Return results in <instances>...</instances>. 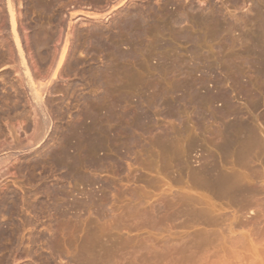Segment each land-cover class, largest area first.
Returning a JSON list of instances; mask_svg holds the SVG:
<instances>
[{
    "label": "rangeland",
    "instance_id": "1",
    "mask_svg": "<svg viewBox=\"0 0 264 264\" xmlns=\"http://www.w3.org/2000/svg\"><path fill=\"white\" fill-rule=\"evenodd\" d=\"M19 1L37 81L70 47L43 116L0 0V264H189L213 229L195 264H264V0Z\"/></svg>",
    "mask_w": 264,
    "mask_h": 264
},
{
    "label": "bare ground",
    "instance_id": "2",
    "mask_svg": "<svg viewBox=\"0 0 264 264\" xmlns=\"http://www.w3.org/2000/svg\"><path fill=\"white\" fill-rule=\"evenodd\" d=\"M4 3L3 5L6 6L7 8V13L9 15V22L11 25V30L14 36V42H15V49L17 50V54L15 52V54L17 55V58H19V63L20 65H22L23 70L18 72L19 77H21V80L24 83V86L27 87L29 90H27L30 93V97H31V101L34 103L33 105L36 108V111L42 112L43 116H48L49 115V109L47 106V100L45 99V93H50L52 92L55 88H56V83L58 81V79L60 78V76L63 75V72L65 70V61L66 58L68 56V52H69V43H70V39L69 36L66 39L65 42V46H63V50L61 52L60 55L58 54H54L53 55V59L51 61V64L48 68V70L45 73H42V75L40 77H42V82L41 81H37L36 77L34 76V74L32 73V69L31 66L29 65V60L27 58L26 55V51L24 49V46L22 44V40H21V35H20V30H19V12L17 11L16 8V4L15 2H20L19 0H2ZM35 2V5H40V0H33ZM259 31L261 33H263L264 31V21L261 22L260 27H259ZM70 35V34H68ZM51 36H46V37H42V43H39L37 40L35 41V45L38 48L42 47V53L46 54L48 52L47 47L50 44V38ZM11 50V48H10ZM15 56V55H12ZM16 58V57H15ZM17 66H15V71H17ZM20 68V70L22 69ZM17 74V75H18ZM93 76L96 77V82L99 83V85L101 86V80H100V75L98 73H92ZM38 78V77H37ZM39 79V78H38ZM48 79V80H47ZM197 92H199V90H196ZM196 91H193V96L195 98V93ZM207 93V91H206ZM3 104H4V100L0 99V110L3 108ZM10 108H12L10 106ZM91 122H93V120H91ZM143 125V124H141ZM46 127V122H42V131L45 129ZM138 129H140V134L144 135L147 134L148 128H143V126H138ZM135 129V130H138ZM9 154V153H8ZM6 156V155H5ZM4 158V157H3ZM3 158L0 157V165H6V163L4 161L7 162V160H4ZM8 164V163H7ZM3 168V167H2ZM43 198V196H42ZM49 201H52L53 203H55V199L53 197V194H50L48 197ZM5 204H9L8 208L12 207V204L9 203L8 201H6ZM42 205H43V200H42ZM79 205V203H76V206ZM44 207V206H42ZM56 210H58V206L55 207ZM3 228H0V235H3ZM204 238L202 239V241L205 240V238H217L219 235H221V233L217 230V229H213V230H206V232L203 234ZM202 241H199L198 246H190L188 249H183L182 252H184L185 254V258H186V262H188L189 264H195L193 261H196L194 258L195 256H199V250L201 248V246L203 245ZM154 260V259H152ZM156 261H146V264H155Z\"/></svg>",
    "mask_w": 264,
    "mask_h": 264
}]
</instances>
